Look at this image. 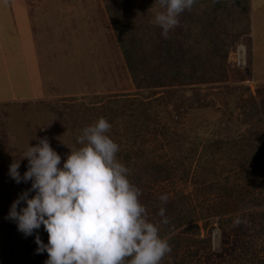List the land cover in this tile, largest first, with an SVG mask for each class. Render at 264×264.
<instances>
[{"label":"rangeland","instance_id":"374dc122","mask_svg":"<svg viewBox=\"0 0 264 264\" xmlns=\"http://www.w3.org/2000/svg\"><path fill=\"white\" fill-rule=\"evenodd\" d=\"M155 2L0 0V215L31 187L8 174L29 144L46 137L62 167L103 117L140 202L167 194L181 215L147 210L171 247L160 264H264V64L249 55L264 22L248 0H196L165 38Z\"/></svg>","mask_w":264,"mask_h":264},{"label":"clouds","instance_id":"9594fccd","mask_svg":"<svg viewBox=\"0 0 264 264\" xmlns=\"http://www.w3.org/2000/svg\"><path fill=\"white\" fill-rule=\"evenodd\" d=\"M196 0H156L162 11L153 23L167 38L179 25L178 17L191 10ZM110 123L103 117L85 127L61 165V156L48 139L27 146L20 160H27L21 176L20 160L9 166V176L17 183L31 182L9 210L25 237L43 226L48 234L44 244L37 234V254L46 252L44 264H160L171 252L159 227L148 219L140 202L141 190L128 179L129 169L117 159L120 150L107 133ZM30 193H35L29 198ZM158 199L166 204L167 194ZM26 206L20 207L21 204ZM158 215L170 223L166 209Z\"/></svg>","mask_w":264,"mask_h":264},{"label":"trees","instance_id":"16d2710c","mask_svg":"<svg viewBox=\"0 0 264 264\" xmlns=\"http://www.w3.org/2000/svg\"><path fill=\"white\" fill-rule=\"evenodd\" d=\"M211 25L212 24L211 22ZM187 35L192 36V29L187 27ZM196 39V38H195ZM194 45L197 43H200V39L197 41L193 42ZM235 42H233L231 45H233ZM187 51V50H186ZM187 53V52H186ZM181 55H185V53H182ZM187 55V54H186ZM125 59V58H124ZM142 142H144L141 139ZM120 151V150H119ZM245 155V153H243ZM128 154L126 151L118 152L117 153V159H123L127 160ZM159 171L157 167H155L152 172L154 173V178L155 180L159 176ZM144 176H149V174H146ZM4 188V179L3 176L0 175V195L1 193H4L5 190ZM164 195L160 194L157 196H150V195H142L143 197V203L144 206L148 211H150L151 214H156L158 215L159 209L161 207H164L166 209V216L170 218H177L181 217L180 213L177 212L175 207L172 206L168 201L166 204H163L158 197ZM4 199L3 201L8 200V195L4 194L3 195ZM9 211L8 210H3L1 212V218H0V264H20L21 261L27 257H29V254L33 255H39L37 254V245L35 243V236L38 234L44 244H47V233H45L43 227H41L38 230H34L33 235L25 237L24 235H20L19 231L17 228H13L15 226V222L11 221L9 219H6L8 216Z\"/></svg>","mask_w":264,"mask_h":264},{"label":"crops","instance_id":"0c3cea01","mask_svg":"<svg viewBox=\"0 0 264 264\" xmlns=\"http://www.w3.org/2000/svg\"><path fill=\"white\" fill-rule=\"evenodd\" d=\"M248 4H249V11H248L249 12V20L252 21L254 19L257 21V23H263L264 22V0H248ZM254 8H256V9L253 13ZM252 27L253 26L250 23V30H251L250 33L252 35V38H254V40H255V33H254ZM259 35L261 36L260 37L261 38L260 44L262 45V44H264V35L261 33ZM255 42L256 43H254V42L252 43L254 49L256 48L255 44H258L260 46V44H259V42H257V40H255ZM257 51L258 52H256V53L253 52V54H249V55H251V56L254 55L255 57H258L259 59L261 58L262 59L261 65H262V64H264V54L262 53L261 49L257 50ZM256 64H257V66H259L260 63L257 62Z\"/></svg>","mask_w":264,"mask_h":264},{"label":"built area","instance_id":"2783aa9c","mask_svg":"<svg viewBox=\"0 0 264 264\" xmlns=\"http://www.w3.org/2000/svg\"><path fill=\"white\" fill-rule=\"evenodd\" d=\"M237 52H238V49H237V51L235 52V54H237ZM237 61H238V57H237Z\"/></svg>","mask_w":264,"mask_h":264},{"label":"bare ground","instance_id":"6f19581e","mask_svg":"<svg viewBox=\"0 0 264 264\" xmlns=\"http://www.w3.org/2000/svg\"><path fill=\"white\" fill-rule=\"evenodd\" d=\"M241 50V49H240Z\"/></svg>","mask_w":264,"mask_h":264}]
</instances>
